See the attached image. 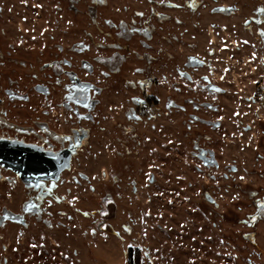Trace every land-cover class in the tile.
<instances>
[{"label":"rangeland","instance_id":"374dc122","mask_svg":"<svg viewBox=\"0 0 264 264\" xmlns=\"http://www.w3.org/2000/svg\"><path fill=\"white\" fill-rule=\"evenodd\" d=\"M259 8L264 9V0H101L94 6L83 0L81 14L69 12L63 25L54 24L56 34L63 33L61 27L67 30L69 43L91 44L84 58L95 72L85 77L104 89L99 99L110 120L106 126L113 119L127 123L124 113L131 99L145 98L143 84L154 105L164 107L170 98L179 106L169 114L160 108L159 118L140 125L137 136L117 126L115 146L108 145L109 128L100 133L92 126V150L80 154L62 179L80 171L96 186L104 170L119 180L113 192L108 184L101 185V193L107 191L102 196L93 194L82 179L80 185L66 182L56 198L42 206L52 216L27 217L28 224L37 227L32 264H130L129 253L133 264H264V220L256 217L257 203L264 199V122L258 120L264 112L253 104L257 83L264 85V47L257 33L259 28L264 35V25L253 21ZM106 20L148 27L152 39L128 32L119 35L117 25L110 27ZM97 43L105 46L101 49ZM113 51L122 55V62L107 80L94 57ZM189 58L196 59L197 66L187 68ZM200 66L205 68L198 70ZM200 75H206L218 93L198 89ZM190 99L210 102L219 110L197 113L188 105ZM190 113L220 121L222 127L195 124ZM198 133L206 135L217 167L192 155V139ZM125 141L127 150L122 148ZM152 174L154 185L149 184ZM133 181L137 194L130 186ZM207 192L218 209L206 201ZM25 193L21 183L0 184V209L21 212ZM115 209L118 213H112ZM49 221L52 230L44 227ZM59 223L63 227L58 228ZM128 228L132 235H127ZM18 232L17 225L9 224L0 236L14 246ZM25 237L21 242L30 241Z\"/></svg>","mask_w":264,"mask_h":264},{"label":"flooded vegetation","instance_id":"af4514ba","mask_svg":"<svg viewBox=\"0 0 264 264\" xmlns=\"http://www.w3.org/2000/svg\"><path fill=\"white\" fill-rule=\"evenodd\" d=\"M81 1L83 0H0V151L10 146L33 147L38 151L50 154L70 151L73 153V164L85 150H92L93 143L96 141L93 125L99 128L100 133L110 130L112 139L108 145L112 146L116 143L114 131L117 126L122 127L127 135L137 136V129L140 125H148L150 121L159 118V115L162 114L160 108L165 110L164 113L169 114L171 110L179 106L170 98L166 100L164 107H159V103L154 105L152 97L146 92L148 85L141 83L145 98L133 97L131 99L130 107H127L124 113L127 123H117L113 119L112 125L106 126L110 120L107 119L108 115L105 114L103 103L99 99L104 93V89L98 83L85 77V75L92 76L95 72L92 63L84 58L85 53L90 52L91 44L85 45L82 40L69 43L67 30L63 27H61L62 34L53 32L54 24L61 23L63 25L67 21L69 12L75 14L76 17L81 14ZM100 1L91 0L93 6ZM88 13L92 15L94 9L90 8ZM253 21L260 23L261 26L264 25V9L257 10L256 18ZM106 24L115 27V29L118 27L119 35L128 32L130 35H143L152 39V34L148 33L150 31L148 27L137 28L134 27V23L128 24L124 21L115 24L106 20ZM258 30L259 46L264 47V35L260 34L262 31L259 28ZM96 45L102 47L101 49L105 46L100 43ZM110 46H115V44H110ZM121 58L122 55L113 51L108 56H95L94 62L104 68L103 77L108 80L111 74L119 71L118 65L122 62ZM197 63L196 59L189 58L185 65L187 68H193L194 65L197 66ZM203 67L205 68V66H200L197 69H203ZM260 70L261 65H258V73ZM199 79L196 84L202 92L210 95L218 93V91L215 92L218 88L209 81L206 75H200ZM254 99L253 104L264 112V85L261 82L257 83ZM156 101L159 102L157 98ZM188 105L197 113L202 109L213 112L219 110L218 107L207 101L199 102L190 99ZM152 109H155L156 112H151ZM189 116L190 121L195 124L200 123L213 130L222 127V124L214 127L213 123L220 121L212 122L195 113H190ZM258 120L263 124L264 117L258 115ZM151 129H156L153 123ZM246 131H251V128L247 127ZM205 138V134L198 133L192 139L191 153L204 165L217 167L214 161L216 154L214 152L213 159L212 153L208 151L211 149L207 147ZM122 148L124 150L129 148L126 141ZM72 164L71 169L64 173H69L72 170ZM5 173H11L13 177L7 176ZM64 173L57 182L34 179L30 183V187H26L20 176L0 162V184L8 183L10 186H17L18 183H21L26 189L21 212H14L6 207L0 209V230L9 224L19 227L18 242L14 246L9 241V243L3 242L4 237L0 236V264H13L14 260H18L19 264H32L36 255L32 248V246L35 247L36 241L33 234L37 227L28 224L27 217L37 219L44 213L52 216L53 213L43 209L42 206L45 202H51L56 198L58 190L64 187L66 182L72 181L76 185H80V179H82L89 185L93 194L102 196L107 194L105 193L107 191L104 190V193H101L103 192L100 188L101 185L108 184L109 191L113 192L119 180L116 174L105 173L103 170L101 178L94 186L91 185L90 178L80 171L71 177L62 179ZM232 173H234L233 170ZM225 177L227 179L228 175ZM130 186L137 194V181L131 182ZM66 192L67 195L72 193L70 189H66ZM210 196L212 197L211 194ZM211 204H214L216 209L219 208L216 203ZM78 213L84 215L85 212L78 211ZM112 213H118V210L115 209ZM60 214L64 217L66 213ZM6 216L8 218L4 219ZM256 217L264 220V199L257 203ZM68 218L72 219L73 216L68 215ZM47 223L48 225L44 227L52 230L54 228L52 223L50 221ZM57 227L63 226L59 223ZM92 230L95 231V229ZM27 233L30 236L25 237ZM132 233L133 229L128 228L127 235H132ZM24 237L30 238V241L21 242ZM73 254L77 256L78 252L75 250ZM143 255L145 259L150 258L147 253Z\"/></svg>","mask_w":264,"mask_h":264},{"label":"water","instance_id":"95a60500","mask_svg":"<svg viewBox=\"0 0 264 264\" xmlns=\"http://www.w3.org/2000/svg\"><path fill=\"white\" fill-rule=\"evenodd\" d=\"M213 124L214 127H218L221 123L217 122ZM208 151L212 153L214 159V151ZM72 160L73 153L70 151H65L61 154H50L27 146H10L0 151V162L7 169L14 171L20 176L26 187H30V183L34 179L59 181L62 173L71 169ZM214 161L218 166L216 159ZM233 171H237V168L233 167ZM154 183H156V177L152 174L150 184ZM205 199L211 203H215V200L209 193L205 194Z\"/></svg>","mask_w":264,"mask_h":264},{"label":"trees","instance_id":"16d2710c","mask_svg":"<svg viewBox=\"0 0 264 264\" xmlns=\"http://www.w3.org/2000/svg\"><path fill=\"white\" fill-rule=\"evenodd\" d=\"M128 256H129V259H130V264H133V260H132V259H133V257H134V256H132V254H131V253H129V255H128Z\"/></svg>","mask_w":264,"mask_h":264},{"label":"snow or ice","instance_id":"6c2138e0","mask_svg":"<svg viewBox=\"0 0 264 264\" xmlns=\"http://www.w3.org/2000/svg\"><path fill=\"white\" fill-rule=\"evenodd\" d=\"M241 179H243V177H241ZM8 217L6 216V217H4V219H7Z\"/></svg>","mask_w":264,"mask_h":264}]
</instances>
